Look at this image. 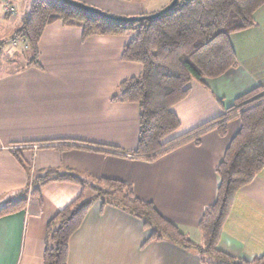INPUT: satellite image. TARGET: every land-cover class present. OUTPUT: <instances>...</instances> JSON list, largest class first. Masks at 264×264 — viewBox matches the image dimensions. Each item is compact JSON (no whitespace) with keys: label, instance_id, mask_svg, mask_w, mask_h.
I'll list each match as a JSON object with an SVG mask.
<instances>
[{"label":"crops","instance_id":"crops-1","mask_svg":"<svg viewBox=\"0 0 264 264\" xmlns=\"http://www.w3.org/2000/svg\"><path fill=\"white\" fill-rule=\"evenodd\" d=\"M117 1L107 8L129 5ZM129 6L133 8L125 7L122 15L146 12L142 6ZM253 19L251 27L229 36L236 65L219 77L206 78L205 85L190 82L186 97L172 107L180 121L175 135L220 116L246 91H264V4ZM130 37L82 38L79 27L57 20L43 30L39 65H27L26 58L0 74V206L22 197L30 180L42 172L69 169L82 177L129 183L138 198L152 202L164 218L199 243L198 223L216 197L215 169L239 119L227 124L225 135L212 129L198 144L183 143L152 160L133 156L139 107L110 100L121 81L142 69L139 63L121 59ZM19 42L25 48L22 40L12 43ZM38 193L27 198L24 209L0 217V264H42L48 220L77 198L81 187L50 181L39 186ZM150 232L141 219L95 201L69 238L67 264H205L194 251L167 239L145 242ZM218 247L245 260L264 253V167L237 190Z\"/></svg>","mask_w":264,"mask_h":264},{"label":"trees","instance_id":"trees-1","mask_svg":"<svg viewBox=\"0 0 264 264\" xmlns=\"http://www.w3.org/2000/svg\"><path fill=\"white\" fill-rule=\"evenodd\" d=\"M263 4L264 0H177L170 10L155 17L143 14L145 17L139 21H115L60 0L31 2L10 37L11 42L24 41L29 53L27 65H39V40L44 28L57 20L79 27L82 38L133 32L120 56L124 61L139 63L141 72L121 81L110 97L111 101L137 103L139 107L133 156L152 160L183 143L198 144L200 136L208 130L225 135L231 120L238 118L240 122L216 166L219 178L216 197L205 207L198 223L199 243L191 241L164 218L152 202L138 198L127 182L91 175L82 177L69 169L65 172L48 169L33 177L22 197L0 206V217L24 209L27 198L38 197L39 186L50 181H69L81 187L80 195L48 220L42 264H67L69 238L95 201L141 219L143 226L151 229L145 242L167 239L194 251L205 264H264V253L245 260L218 247L221 228L237 190L264 167L263 89L255 87L244 92L220 116L179 135L175 132L180 121L172 110L186 97L190 82L205 85L206 78L219 77L236 65L229 36L251 27L254 12ZM4 43L0 40V49ZM84 189L89 194L84 195Z\"/></svg>","mask_w":264,"mask_h":264},{"label":"rangeland","instance_id":"rangeland-1","mask_svg":"<svg viewBox=\"0 0 264 264\" xmlns=\"http://www.w3.org/2000/svg\"><path fill=\"white\" fill-rule=\"evenodd\" d=\"M9 1L13 4L12 6L13 10L11 11L12 13H9L7 15L3 14V11H2L3 4L0 5V40L5 41L2 48L0 49V74L17 68L20 64H24L26 58L27 60L29 59L28 53L26 51L27 50L26 46L25 48H22L21 42H19L20 43L19 45L12 43L10 41V37L12 36L13 31L20 25L22 17L25 16L26 13L28 12L29 5L31 4L33 0H9ZM74 1L81 2L86 5L95 7L97 9L104 11L105 13H108L114 16L133 17V16H138V15H122L121 12L123 11L125 7L133 8L132 6H129V5H136L137 7L142 6L145 8L146 12L144 14L151 15L156 12H159L171 0L167 4L165 3L167 2V0H120L129 5H126V4H123L125 6L112 5L111 9L107 8L110 5V2L117 1V0H74ZM118 3L121 4L120 2ZM163 3H165V5L161 7ZM113 8L116 11H114ZM153 10H157V11H154L153 13H150V14L147 13ZM139 15H143V14H139ZM126 34L131 36L133 32L129 31V32H125L122 34H116V35H126ZM14 50L18 51V54L14 53ZM83 194L86 195L89 193L84 189Z\"/></svg>","mask_w":264,"mask_h":264},{"label":"water","instance_id":"water-1","mask_svg":"<svg viewBox=\"0 0 264 264\" xmlns=\"http://www.w3.org/2000/svg\"><path fill=\"white\" fill-rule=\"evenodd\" d=\"M60 1H64L65 3H67V4L71 5V6L78 7L80 9L85 10V11H89V12H92V13H95V14H98V15H101V16H104V17H106L108 19L115 20V21H139V20H141V19H143L145 17L144 15H138V16H133V17H130V16H127V17L126 16L125 17L114 16V15L105 13L104 11H102L100 9H97L95 7H92V6H89V5H86L84 3L74 1V0H60ZM176 2H177V0H171L159 12H156L154 14L148 15L147 17H149V18L155 17L157 14H161V13H164V12L170 10L172 8V6Z\"/></svg>","mask_w":264,"mask_h":264},{"label":"built area","instance_id":"built-area-1","mask_svg":"<svg viewBox=\"0 0 264 264\" xmlns=\"http://www.w3.org/2000/svg\"><path fill=\"white\" fill-rule=\"evenodd\" d=\"M0 2H1L0 5L3 4V7H2L3 14L7 15L9 13H12L11 11L13 10L12 9L13 4L9 0L8 1L0 0Z\"/></svg>","mask_w":264,"mask_h":264}]
</instances>
